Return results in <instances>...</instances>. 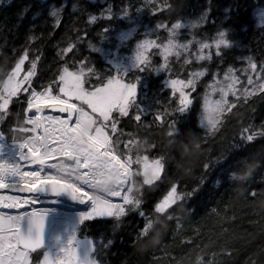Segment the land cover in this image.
<instances>
[{"label":"snow or ice","instance_id":"snow-or-ice-1","mask_svg":"<svg viewBox=\"0 0 264 264\" xmlns=\"http://www.w3.org/2000/svg\"><path fill=\"white\" fill-rule=\"evenodd\" d=\"M45 3L0 67V264H111L106 257L117 255L111 251L117 243L133 250L119 264H139L134 249L158 232L177 240L179 251H166L163 240L145 255L153 261L163 252L169 264H230L229 236L209 247L198 227L178 239L177 232L181 210L194 219L192 205L209 185L219 232L230 233L237 221L224 199L231 179L264 149V49L257 53L244 42L250 5L206 0L195 16H183L184 0H80L86 26L101 41L117 22L130 26L119 32L115 51L106 52L76 27L67 0ZM91 3L98 9L89 10ZM252 11L264 25V0ZM61 28L75 30L76 38L57 45L48 63L37 41L45 29L51 37ZM126 42L130 54L121 55ZM82 47L103 54L104 64L98 67ZM234 123L244 126L221 143ZM181 146L201 154L191 185L172 163L184 164ZM261 190L264 178L248 186V201ZM62 204L74 219L50 233L49 220ZM221 208L227 215L220 216ZM125 224L130 241L120 235ZM244 260L264 264V255L253 249Z\"/></svg>","mask_w":264,"mask_h":264},{"label":"trees","instance_id":"trees-1","mask_svg":"<svg viewBox=\"0 0 264 264\" xmlns=\"http://www.w3.org/2000/svg\"><path fill=\"white\" fill-rule=\"evenodd\" d=\"M51 2V0H47ZM59 3L60 0H57ZM206 0H184L186 5L183 16H195L198 12V5L205 4ZM220 3H228L230 0H219ZM242 3H247L250 7L243 15V19L248 23L249 30L247 35L244 37V42L249 44L251 48L259 53L264 49V25L261 24V20L253 14L252 8L256 4V0H241ZM77 4L78 10L73 11L72 5ZM80 0H67V8L65 11L71 13L76 18V27L78 29L86 30L90 33L88 39H91L97 47L105 48L113 47L110 42L118 38L120 31H126L130 27L126 22H117V30L113 32L109 39L101 41L97 37L96 32L87 25L86 13L82 14L79 10ZM27 9V11H25ZM46 9L45 0H0V67L5 62V57L12 55L11 49L13 46L20 48L24 42L28 32V28L33 23V17L38 13L43 14ZM98 9L97 3H91L89 10L95 11ZM147 22V21H145ZM38 24L37 32H39V25L41 21H36ZM51 23V20H49ZM260 25V27H257ZM99 25L97 26V28ZM77 32L75 30L65 33L63 28L57 29L55 33L49 37L47 35V29L44 30V37L40 46L45 51V56L48 63H51V58L56 54L59 45L63 47L69 41L76 38ZM161 38L164 33H159ZM106 51V50H105ZM81 53L85 56H90L93 62L99 67L104 64V57L101 53L90 52L87 47L81 48ZM120 54L128 55L129 47L121 48ZM234 55H240V50H236ZM179 68L178 64L173 66V72ZM188 72L191 71V67H187ZM159 77H151L152 83L155 85ZM203 79V78H202ZM243 112V110H242ZM246 122V121H245ZM259 124V119L255 121ZM244 125L235 124L229 127L224 141L221 143L226 144L227 140L232 138ZM182 159L184 164L181 165L178 161L173 160L174 169L180 174L182 180H186L189 185L198 179L199 175V150L189 151L181 146ZM185 167H190L192 171L185 173ZM264 178V149H261L258 153H252L247 159V162L236 170L235 177L231 179L232 187L228 195L224 197L229 201V208L227 212L235 210L237 221L229 229L230 233H220L218 217L212 214V208L215 207V197L209 189V185H205V191L201 193V196L192 205L193 208L198 210V215L193 219L192 216H188L187 213L182 209L180 214L181 229L177 232V239L182 232H188L193 228L199 229L207 239L205 243H208L209 247H214L217 243H222L225 236H229L228 244L233 246L234 256L231 258L230 264H245L244 256L247 251L257 249L258 254L264 255V190H261L254 202H249L247 198L248 186L252 185L253 182H258ZM157 194L155 192L150 193L148 196V203L151 204L156 199ZM227 215L223 208H221L220 216ZM231 224L232 222L229 221ZM131 230V226L128 224L122 225V235L125 241H130L128 233ZM166 231V229H165ZM90 237L96 238L98 234L95 229H91L88 232ZM195 239V237H193ZM164 240V233L158 232L157 237L147 244L140 243L134 249L135 254L138 256L139 264H169V257L163 252H157V260L153 261V257L145 256L149 248H156ZM163 246L166 251L171 252L172 255H177L179 251L177 240L169 237L164 240ZM112 252L117 255H108L106 258L111 261V264H119L120 259L123 258V254L133 251L125 243L121 245L117 243L112 249Z\"/></svg>","mask_w":264,"mask_h":264},{"label":"rangeland","instance_id":"rangeland-1","mask_svg":"<svg viewBox=\"0 0 264 264\" xmlns=\"http://www.w3.org/2000/svg\"><path fill=\"white\" fill-rule=\"evenodd\" d=\"M256 17L260 20L259 13H256ZM114 41L115 42H113V41L110 42V45H112L113 47H110L109 49L105 48L106 52L115 51L116 46L118 44H120V41L117 37H116V39H114ZM126 46H127V42L125 44L121 45L120 50H121V48H124ZM59 207L61 210L58 213H56L59 217H58L57 223H56L55 227H53L51 233L62 231L65 224L71 222L74 219V212L69 211L70 209L66 208L65 205H60ZM80 207H83V206H80Z\"/></svg>","mask_w":264,"mask_h":264},{"label":"water","instance_id":"water-1","mask_svg":"<svg viewBox=\"0 0 264 264\" xmlns=\"http://www.w3.org/2000/svg\"><path fill=\"white\" fill-rule=\"evenodd\" d=\"M71 205L74 206V207H76L75 205L72 204V202H71ZM55 221H56V219H55V216L53 215L50 218V220H49V230H50V233H51L53 227L55 226Z\"/></svg>","mask_w":264,"mask_h":264},{"label":"bare ground","instance_id":"bare-ground-1","mask_svg":"<svg viewBox=\"0 0 264 264\" xmlns=\"http://www.w3.org/2000/svg\"><path fill=\"white\" fill-rule=\"evenodd\" d=\"M0 191H2V190H0ZM62 200H64L65 201V203L67 204V205H71V201H67V199L66 198H61ZM69 203V204H68ZM62 205H64V204H62ZM72 206V205H71ZM72 207H74V206H72Z\"/></svg>","mask_w":264,"mask_h":264},{"label":"flooded vegetation","instance_id":"flooded-vegetation-1","mask_svg":"<svg viewBox=\"0 0 264 264\" xmlns=\"http://www.w3.org/2000/svg\"><path fill=\"white\" fill-rule=\"evenodd\" d=\"M72 207V206H71ZM54 216H55V219H56V221H55V225H56V223H57V219H58V215L57 214H54ZM55 227V226H54Z\"/></svg>","mask_w":264,"mask_h":264}]
</instances>
